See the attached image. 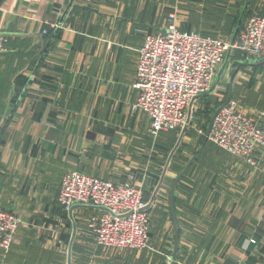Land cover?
I'll list each match as a JSON object with an SVG mask.
<instances>
[{"label": "crops", "instance_id": "1", "mask_svg": "<svg viewBox=\"0 0 264 264\" xmlns=\"http://www.w3.org/2000/svg\"><path fill=\"white\" fill-rule=\"evenodd\" d=\"M254 13L264 0H0V208L21 221L0 264H171L176 241L174 264H264V161L185 131L154 137L133 108L138 49L169 14L217 38L203 31L239 32ZM69 171L140 185L150 247L98 245L87 226L97 209L58 201Z\"/></svg>", "mask_w": 264, "mask_h": 264}, {"label": "built area", "instance_id": "2", "mask_svg": "<svg viewBox=\"0 0 264 264\" xmlns=\"http://www.w3.org/2000/svg\"><path fill=\"white\" fill-rule=\"evenodd\" d=\"M169 19L163 30L144 35L133 85L139 92L133 108L147 115L148 132L154 137L187 124L188 108L210 88L230 44L252 59H264V14H252L229 44L180 29L174 14ZM7 45V35L0 32V58ZM248 114L228 101L212 114L202 135L232 156L257 166L264 161V114ZM58 201L68 211L74 205L97 209L87 226L98 245L131 250L148 246L149 211L138 184H115L69 171L61 177ZM20 224L15 213L0 208L1 251L9 250Z\"/></svg>", "mask_w": 264, "mask_h": 264}, {"label": "rangeland", "instance_id": "3", "mask_svg": "<svg viewBox=\"0 0 264 264\" xmlns=\"http://www.w3.org/2000/svg\"><path fill=\"white\" fill-rule=\"evenodd\" d=\"M203 33L213 35L224 41V43L229 44L231 43L230 41L234 32L229 28L227 30H218L215 32L203 31ZM238 33L236 39L238 38ZM230 45L225 54L223 63L218 67L216 74L214 75L210 88L200 96L196 97V100H193L188 108L187 124L183 128L161 131L160 135L162 133H173V137H176L177 139L179 135H182L181 131H185L186 133L182 135V139L184 136L193 139L196 136H199L203 138L204 144L208 143L213 146L214 144L207 141L202 135V131H207V127L204 129L202 126H208L209 120L213 116L212 114L221 105L228 101H233L236 102L238 106L244 108L247 103L246 101L249 102L255 100L256 103H259L261 100H264V59H252L243 52L240 47H233ZM253 109L256 108H252V110ZM252 110L249 111V113L253 114L252 116L260 115L261 113L264 114V110L253 112ZM199 130H201V133H199ZM180 142L181 139L177 144L174 153L178 152L179 149H182L183 146H185L184 142ZM215 146L213 147L216 148ZM195 151H192L191 153ZM147 184L149 185L151 183L144 182V192L146 197L149 196L152 185L155 186L154 184H151V186H148ZM151 214L152 213L149 211L150 227ZM147 247H150L149 241Z\"/></svg>", "mask_w": 264, "mask_h": 264}, {"label": "water", "instance_id": "4", "mask_svg": "<svg viewBox=\"0 0 264 264\" xmlns=\"http://www.w3.org/2000/svg\"><path fill=\"white\" fill-rule=\"evenodd\" d=\"M239 24H240V22H239ZM239 24H238V26H239ZM237 33H238V27H237L236 30L234 31L233 37H232V39H231V41H230L231 43L234 42ZM195 99H196V98H194V100H195ZM177 247H178V242L176 241V242H175V246H174V252H173L172 263H171V264H174V263H175V256H176Z\"/></svg>", "mask_w": 264, "mask_h": 264}, {"label": "trees", "instance_id": "5", "mask_svg": "<svg viewBox=\"0 0 264 264\" xmlns=\"http://www.w3.org/2000/svg\"><path fill=\"white\" fill-rule=\"evenodd\" d=\"M200 95H201V94H200ZM200 95H199V96H200ZM197 97H198V96H197ZM206 125H207V124H206ZM202 127H204V129H206V126H202ZM257 161H258V159H257Z\"/></svg>", "mask_w": 264, "mask_h": 264}]
</instances>
